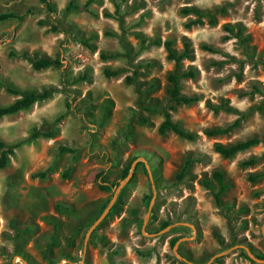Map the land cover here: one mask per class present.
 <instances>
[{
    "label": "rangeland",
    "instance_id": "1",
    "mask_svg": "<svg viewBox=\"0 0 264 264\" xmlns=\"http://www.w3.org/2000/svg\"><path fill=\"white\" fill-rule=\"evenodd\" d=\"M51 2L54 12L38 0H0L1 12L34 8L22 20H0V81L20 91L0 86V106L23 93L57 88L50 98L0 117V141L14 147L0 167V264H260L249 253L264 255V141L229 158L214 146L264 140V0ZM69 2L79 9L65 11ZM185 8L210 13L215 22L203 17L196 23L197 15ZM225 25L241 26L249 40ZM136 33L171 39L177 50L189 41L192 57L181 68L192 67L195 76L182 78L180 91L198 101L177 106L171 118L194 140L160 134L163 113L146 111L172 104L166 76L173 61L162 45L141 48ZM112 52L119 56L100 57ZM44 56L62 65L33 69L30 59ZM236 120L225 134L204 133ZM35 131L53 136L32 138ZM59 145L75 152L60 153ZM249 159L254 162L242 164ZM185 161L186 174L178 180ZM47 167V178H31ZM216 169L227 185L224 208L203 184L209 180L217 188ZM103 177L117 186L100 189ZM163 222L169 225L162 228ZM53 223L60 229L48 250L50 263L42 253L54 236ZM175 236L177 253L188 261L176 256Z\"/></svg>",
    "mask_w": 264,
    "mask_h": 264
},
{
    "label": "trees",
    "instance_id": "2",
    "mask_svg": "<svg viewBox=\"0 0 264 264\" xmlns=\"http://www.w3.org/2000/svg\"><path fill=\"white\" fill-rule=\"evenodd\" d=\"M40 5L45 8L48 12H54V8L52 5L51 0H38ZM86 6V3L84 4ZM71 9H79L78 6L73 5V3L69 2V4L65 7V11H69ZM34 10V8L30 7L28 8L24 13H15L13 11H5L1 12L0 11V20H6L9 18H16L17 20H22V18L26 15L31 13ZM118 9L116 10V12ZM185 13L188 12H193L197 15L196 23H202L203 22V17H208V23L212 24L215 22V18L213 15L207 12H202L194 8H185L184 9ZM224 29L238 38L241 41L247 42L249 40L248 36H242L243 29L241 26L236 25L235 29L231 25H225ZM136 37L139 39L140 42V47L145 48L146 46L149 45H162L164 49L166 50V56L168 60L173 61V68L170 72H168L166 76L167 80V88H166V93L169 97V101L172 103L169 105L168 108H150L147 107L146 111L147 112H158L161 111L163 113V120L160 122L158 125V132L160 134H165L166 132L170 131L177 136L181 138H185L188 140H194L196 138V135L193 132L185 130L182 126H180L179 123L174 122L171 118V111H173L177 106L180 105H188L191 103H194L198 101L197 96H189L182 94L180 89H181V79L184 77H189L193 78L195 76V70L192 67H189L188 69L182 70L181 65L182 61L185 59H190L192 57V48L190 47L189 41H184L182 44L181 49L177 50L174 48L173 41L171 39H165V40H160V39H151V40H146L145 38L141 37L138 33H136ZM81 44L90 47V43L86 39H80L79 40ZM203 49L213 51L212 47L202 45ZM119 56V53L117 52H112V53H100V57L102 59H108V58H113ZM31 66L35 70H40L43 68H47L50 66H61L62 63L58 58H51V57H40L36 58L33 57L30 59ZM82 79L85 77H81ZM126 80L128 81H133L129 76L126 77ZM0 86L4 87L6 91L12 93V94H20L19 89L15 87H11L9 85L3 84L0 81ZM57 91V88H49V89H42L40 91H31L29 93H23L21 94L20 97L16 98L13 102H11L8 105H3L0 106V117L3 116H8L12 114H16L19 111L25 110L30 108L33 104L43 101L47 98H50L54 92ZM214 112L224 108L227 111H232L231 107L228 106H212L211 107ZM147 119L145 117H139V122H146ZM239 122V120H236L233 124L225 126V127H218V128H210L205 130V134L207 136H216V135H221L225 134L230 129L236 125ZM32 138H37V137H52L53 132L48 131V132H43V131H35L32 133ZM264 140L258 137H251L247 138L244 140H239L231 144H221V143H216L214 146V150L219 153L222 157L224 158H229L237 154L238 152L244 151L252 146H255ZM58 151L60 153L64 152H71L74 153L75 149L70 148L65 145H59L58 146ZM14 153V147L12 146H6L5 143L0 141V167H3L6 165L9 156ZM254 162L253 159L249 160H244L242 161L243 165H250ZM139 164V163H138ZM137 164V165H138ZM189 165V161H185L183 164V167L180 171V173L176 176L178 180H181V178L186 174L187 168ZM51 168L47 167L46 169L39 170L36 172L31 173V178H38V179H45L47 178ZM130 171V165L126 166L123 171H122V178H124ZM69 169L66 170V172L63 173L64 176L68 175ZM264 174V173H263ZM99 176V175H98ZM212 180L216 182L217 188L215 189L214 186L212 185L211 181L206 180L203 182V184L211 190V193L214 197L215 203L221 207L224 208L226 207L223 203L222 200V192L226 189L227 185L225 184L224 181V176L222 171L216 169L212 172ZM260 177V174H257L255 176H251V180H255L256 178ZM117 182H110L108 183L106 179L103 177L99 183V188L102 190L109 191L112 188L117 186ZM57 208L62 209V206H57ZM169 225V222H163L161 227L164 228ZM53 228H54V236L51 237V241L47 244V249L43 251V257L47 259L51 263V258L49 256V248L54 246L57 243V238L56 236L58 235L60 226L58 223H53ZM179 239L178 236H175L171 239V245H174L176 241ZM244 252V255L247 258H250L244 249H241ZM257 258L264 260V255H256ZM264 264V263H260Z\"/></svg>",
    "mask_w": 264,
    "mask_h": 264
},
{
    "label": "water",
    "instance_id": "3",
    "mask_svg": "<svg viewBox=\"0 0 264 264\" xmlns=\"http://www.w3.org/2000/svg\"><path fill=\"white\" fill-rule=\"evenodd\" d=\"M134 167H135V162L132 163V166H131L130 172H129V174L126 176L125 181L121 182V183L117 186V188H116V193L120 190V187H121V186H122V185H123V184H124L129 178H130V176H131L132 173H133V169H134ZM116 193L114 194V197H113V199L111 200V202H110V203L108 204V206L105 208L104 212H103V213H102V214L96 219V221L93 223L92 227L90 228V231H92V230L95 228V226L99 223V221L105 216V214H106L107 211L109 210V208H110V206H111L113 200L115 199ZM179 241H180V239L176 242V244H175V246H174L175 254H176V256H177L178 258L183 259L184 261H188L187 259H185L184 257H182V256H181L179 253H177V251H176V247H177V244H178ZM249 256H250L251 258H253V259L259 261L260 263H264V260L254 257L251 253H249Z\"/></svg>",
    "mask_w": 264,
    "mask_h": 264
}]
</instances>
